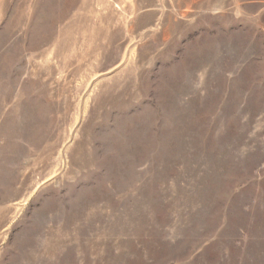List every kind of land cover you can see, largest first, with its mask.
I'll return each mask as SVG.
<instances>
[{
  "label": "rangeland",
  "instance_id": "rangeland-1",
  "mask_svg": "<svg viewBox=\"0 0 264 264\" xmlns=\"http://www.w3.org/2000/svg\"><path fill=\"white\" fill-rule=\"evenodd\" d=\"M0 264H264V0H0Z\"/></svg>",
  "mask_w": 264,
  "mask_h": 264
}]
</instances>
